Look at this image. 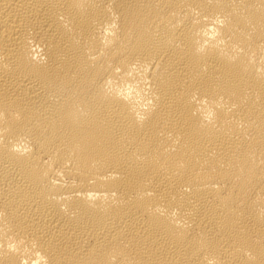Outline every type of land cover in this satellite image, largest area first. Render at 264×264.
Returning <instances> with one entry per match:
<instances>
[{
	"label": "bare ground",
	"instance_id": "1",
	"mask_svg": "<svg viewBox=\"0 0 264 264\" xmlns=\"http://www.w3.org/2000/svg\"><path fill=\"white\" fill-rule=\"evenodd\" d=\"M0 264H264V0H0Z\"/></svg>",
	"mask_w": 264,
	"mask_h": 264
}]
</instances>
